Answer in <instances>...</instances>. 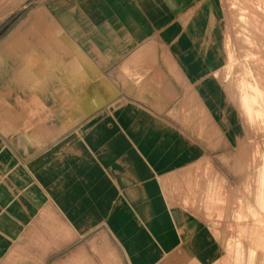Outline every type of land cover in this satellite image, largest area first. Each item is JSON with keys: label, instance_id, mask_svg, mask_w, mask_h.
<instances>
[{"label": "rangeland", "instance_id": "obj_1", "mask_svg": "<svg viewBox=\"0 0 264 264\" xmlns=\"http://www.w3.org/2000/svg\"><path fill=\"white\" fill-rule=\"evenodd\" d=\"M190 1L152 3L163 7L166 16L150 18L158 24L138 49L140 55L133 54L119 67L112 81L119 90L111 103L117 111L89 119L90 126L98 121L107 126L94 128L104 135L125 140L131 148L144 145L156 157L144 156L141 174L124 145H108L110 159L94 151L99 146L85 145V150L101 159L102 172L111 174L105 178L113 184L123 183L121 174L133 184L154 181L172 200L198 211L221 242L215 264H264V0H197L195 6ZM69 3L76 2L0 0V26L31 7L63 8ZM181 34L188 39L182 46ZM181 52L188 57L183 59ZM100 100L87 98L86 109ZM227 116L230 122H223ZM94 129H80L78 135L91 136ZM37 181L46 184L44 177ZM32 189L37 207L10 237L0 264L93 261L78 246L81 233L93 232L88 230L92 224L79 228L50 188ZM103 198L100 203V193L95 196L99 219L108 214L109 191ZM87 244L102 251L101 245Z\"/></svg>", "mask_w": 264, "mask_h": 264}, {"label": "crops", "instance_id": "obj_2", "mask_svg": "<svg viewBox=\"0 0 264 264\" xmlns=\"http://www.w3.org/2000/svg\"><path fill=\"white\" fill-rule=\"evenodd\" d=\"M63 1L76 3L31 7L0 26V258L37 207L32 188H50L79 228L92 224L88 230L93 232L81 233L78 245L79 251L84 247V258L88 252L93 259L88 264H215L221 242L198 211L172 200L154 181L133 184L121 174L123 183L113 184L105 178L111 174L102 172L101 159L85 150V145L99 146L94 151L110 159L108 145H124L141 174L145 157H156L144 145L131 148L125 140L104 135L98 125L107 126L99 121L90 126L89 119L117 111L111 103L119 90L112 81L128 58L140 55L138 49L158 24L150 18L166 16L152 3L166 0ZM187 40L181 34L178 43ZM94 95L100 96L99 105L87 110V98ZM227 117L222 121L230 122ZM91 127L97 128L91 136L78 135ZM37 177L46 184H38ZM107 191L109 211L99 219L95 196L100 193L102 203ZM87 242L101 245L102 251Z\"/></svg>", "mask_w": 264, "mask_h": 264}]
</instances>
